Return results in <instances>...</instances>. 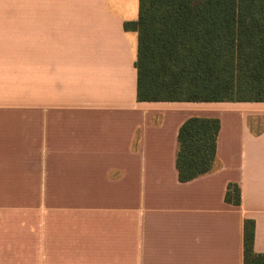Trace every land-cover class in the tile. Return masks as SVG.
Segmentation results:
<instances>
[{"label": "crops", "instance_id": "obj_1", "mask_svg": "<svg viewBox=\"0 0 264 264\" xmlns=\"http://www.w3.org/2000/svg\"><path fill=\"white\" fill-rule=\"evenodd\" d=\"M139 13L140 0H0V264H244L247 219L264 253V101L139 100L125 27ZM191 116L221 129L213 168L183 182Z\"/></svg>", "mask_w": 264, "mask_h": 264}, {"label": "trees", "instance_id": "obj_2", "mask_svg": "<svg viewBox=\"0 0 264 264\" xmlns=\"http://www.w3.org/2000/svg\"><path fill=\"white\" fill-rule=\"evenodd\" d=\"M138 99L141 101H264V0H140ZM219 117L191 116L180 127V181L210 171ZM227 202L241 203L230 183ZM255 221L244 225V264H264L254 249Z\"/></svg>", "mask_w": 264, "mask_h": 264}, {"label": "rangeland", "instance_id": "obj_3", "mask_svg": "<svg viewBox=\"0 0 264 264\" xmlns=\"http://www.w3.org/2000/svg\"><path fill=\"white\" fill-rule=\"evenodd\" d=\"M138 51V49H137ZM137 56H138V52H137ZM235 120H234V124L231 122L233 120H229V122H231L232 124H230L231 129L234 130V132H236V127H239V122L240 119L237 116H234ZM236 121V122H235ZM34 203H38L41 201H68V200H73V195L70 194H56V195H48L46 193H41V192H37L33 195V199ZM3 201H6L5 199H3ZM36 206V204H35ZM37 207V206H36ZM34 216L35 217H40L41 216V209H34Z\"/></svg>", "mask_w": 264, "mask_h": 264}]
</instances>
